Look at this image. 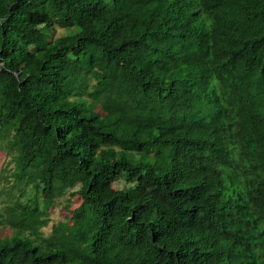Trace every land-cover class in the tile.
Segmentation results:
<instances>
[{
  "label": "trees",
  "instance_id": "obj_1",
  "mask_svg": "<svg viewBox=\"0 0 264 264\" xmlns=\"http://www.w3.org/2000/svg\"><path fill=\"white\" fill-rule=\"evenodd\" d=\"M0 149V264H264V0H0Z\"/></svg>",
  "mask_w": 264,
  "mask_h": 264
},
{
  "label": "rangeland",
  "instance_id": "obj_2",
  "mask_svg": "<svg viewBox=\"0 0 264 264\" xmlns=\"http://www.w3.org/2000/svg\"><path fill=\"white\" fill-rule=\"evenodd\" d=\"M65 28H61L59 26H54L51 30H49L50 35L57 37L60 35H63L66 33ZM142 155L139 153H135L134 157L139 158ZM14 168V161L11 159L9 155H7L5 150L0 149V180H1V174L4 172V174H12V170ZM1 183V182H0ZM113 187L115 188H122L123 187V181L122 180H116L113 184ZM81 202V197L78 194H70L66 193L65 195L61 196L56 200L54 206L50 207L48 209V224L46 227L43 228V233L46 235L50 232L51 226L53 224L58 223L59 221H64L69 219L70 217V211L74 208H76L79 203ZM3 233H10V230L8 228L3 230Z\"/></svg>",
  "mask_w": 264,
  "mask_h": 264
},
{
  "label": "bare ground",
  "instance_id": "obj_3",
  "mask_svg": "<svg viewBox=\"0 0 264 264\" xmlns=\"http://www.w3.org/2000/svg\"><path fill=\"white\" fill-rule=\"evenodd\" d=\"M113 11H114V10H113ZM179 44H180V43H179ZM183 55H184V54H183ZM184 56H185V55H184ZM167 60H168V59H167ZM169 60H170V59H169ZM172 61H173V58H172ZM175 61H177V60H175ZM179 63H180V62H179ZM186 63H187V61H186ZM170 64H171V63H170ZM176 64H177V63H176ZM171 65H172V64H171ZM168 66H169V65H168ZM228 126H229V125H228ZM232 126H233V124H232ZM226 129H227V128H226ZM226 129H225V130H226ZM222 135H223V134H222ZM222 135H221V136H222ZM223 136H224V135H223ZM223 138H224V137H223ZM220 140H221V139H220ZM224 140H225V139H224ZM222 169H223V168H222ZM98 183H99V182H98ZM245 199H246V198H245ZM240 201H241V200H240ZM187 218H188V217H187ZM132 222H133V221H132ZM246 227H248V226H246ZM225 239H226V238H225ZM249 242H250V241H249ZM237 243H238V242H237ZM218 245H219V244H218ZM250 246H251V245H250ZM253 249H254V248H253ZM249 250H250V249H249ZM149 251H150V250H149ZM151 251H152V250H151ZM253 252H254V251H253ZM197 254H198V253H197ZM246 255H247V254H246ZM251 257H252V256H251ZM256 257H257V256H256ZM259 257H260V256H259ZM242 259H243V258H242ZM258 261H259V260H258ZM256 262H257V261H256ZM256 262H255V263H256ZM234 263H235V262H234ZM258 264H259V262H258Z\"/></svg>",
  "mask_w": 264,
  "mask_h": 264
}]
</instances>
